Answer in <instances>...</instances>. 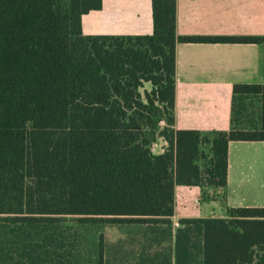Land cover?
Returning a JSON list of instances; mask_svg holds the SVG:
<instances>
[{
    "label": "trees",
    "instance_id": "1",
    "mask_svg": "<svg viewBox=\"0 0 264 264\" xmlns=\"http://www.w3.org/2000/svg\"><path fill=\"white\" fill-rule=\"evenodd\" d=\"M151 4V33L85 34L81 17L102 0H0V219L21 222L23 234L61 215L171 223L176 185L201 186L203 198L223 191L229 142L264 140V83L233 84L227 130L174 126L177 43L264 35H181L177 0ZM179 221L175 264H185L191 233L201 264H264L255 252L264 206Z\"/></svg>",
    "mask_w": 264,
    "mask_h": 264
},
{
    "label": "crops",
    "instance_id": "2",
    "mask_svg": "<svg viewBox=\"0 0 264 264\" xmlns=\"http://www.w3.org/2000/svg\"><path fill=\"white\" fill-rule=\"evenodd\" d=\"M176 16L181 35H264V0H177ZM81 27L85 34L151 33V0H102L83 13ZM234 83H264V42H178L174 126L229 129ZM164 145L159 138L154 151ZM201 193L198 185H176L171 220L264 206V140H231L226 186L207 198ZM197 198L204 199L200 206Z\"/></svg>",
    "mask_w": 264,
    "mask_h": 264
},
{
    "label": "rangeland",
    "instance_id": "3",
    "mask_svg": "<svg viewBox=\"0 0 264 264\" xmlns=\"http://www.w3.org/2000/svg\"><path fill=\"white\" fill-rule=\"evenodd\" d=\"M150 86L145 82L142 90ZM255 99L253 97L255 102L251 108L256 105ZM237 118L235 115L236 123ZM251 124L245 122L241 125ZM203 202L201 198L199 206ZM59 217L60 220L52 223L37 222L29 235L23 234L26 231L21 222L0 219V264H168L169 261L175 264L174 235L182 227L177 217L171 223L89 222L80 221L78 215ZM46 223L49 226L44 228ZM45 233L49 234L47 241ZM195 240V233H191L185 264H201L199 248L192 245ZM37 242L43 244L42 257H36L32 262L31 256H36L40 250L36 246L33 249ZM44 248L48 254L43 252ZM255 252L256 260H259V256L264 255V247H256Z\"/></svg>",
    "mask_w": 264,
    "mask_h": 264
},
{
    "label": "built area",
    "instance_id": "4",
    "mask_svg": "<svg viewBox=\"0 0 264 264\" xmlns=\"http://www.w3.org/2000/svg\"><path fill=\"white\" fill-rule=\"evenodd\" d=\"M221 191V190H220ZM200 199L201 198H197L195 201H196V203H199L200 202Z\"/></svg>",
    "mask_w": 264,
    "mask_h": 264
}]
</instances>
